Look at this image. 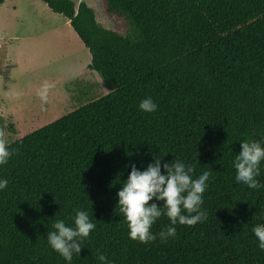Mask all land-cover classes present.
Masks as SVG:
<instances>
[{"label":"trees","instance_id":"trees-1","mask_svg":"<svg viewBox=\"0 0 264 264\" xmlns=\"http://www.w3.org/2000/svg\"><path fill=\"white\" fill-rule=\"evenodd\" d=\"M42 1L67 18L88 68L113 90L7 144L0 264H65L46 234L74 208L96 228L72 264H98L97 249L115 264H264L251 231L264 222V188L238 184L232 167L240 140L264 138V0H103L127 33L102 24L86 1ZM145 96L155 112L138 108ZM153 155L210 171L208 218L142 244L128 237L117 191L126 163L146 166ZM167 223L160 217L152 231Z\"/></svg>","mask_w":264,"mask_h":264},{"label":"rangeland","instance_id":"rangeland-1","mask_svg":"<svg viewBox=\"0 0 264 264\" xmlns=\"http://www.w3.org/2000/svg\"><path fill=\"white\" fill-rule=\"evenodd\" d=\"M80 1V0H77ZM89 3L98 20L120 33L103 0ZM91 55L67 18L42 0L0 4V139L6 144L113 90L88 68ZM44 93L43 97L38 93Z\"/></svg>","mask_w":264,"mask_h":264},{"label":"clouds","instance_id":"clouds-1","mask_svg":"<svg viewBox=\"0 0 264 264\" xmlns=\"http://www.w3.org/2000/svg\"><path fill=\"white\" fill-rule=\"evenodd\" d=\"M43 97L44 93H38ZM142 112L153 113L158 105L151 96L139 101ZM240 142V151L232 159L235 181L249 189L264 188L258 180L261 174V162L264 161V138L249 137ZM13 151L3 139H0V166L8 163ZM131 155V153H128ZM141 167L129 161L127 178L123 179L117 191V205L128 229V237L142 244L159 239L166 242L176 236V226L195 225L207 220V212L202 208L203 194L208 184L210 171L201 169L196 173L192 163L182 159L162 162V157H155ZM163 168V171H162ZM8 179L0 176V191L8 186ZM160 202V203H158ZM71 220L55 219L51 230L47 231L48 246L63 258L65 264H72L74 255H80L83 240L96 228L87 210L74 208ZM165 216L168 223L158 232L152 226ZM257 239V247L264 251V222H258L251 229ZM98 264H115L108 256L97 249Z\"/></svg>","mask_w":264,"mask_h":264},{"label":"crops","instance_id":"crops-1","mask_svg":"<svg viewBox=\"0 0 264 264\" xmlns=\"http://www.w3.org/2000/svg\"><path fill=\"white\" fill-rule=\"evenodd\" d=\"M68 21V20H67ZM72 28V27H71ZM90 63V62H89Z\"/></svg>","mask_w":264,"mask_h":264}]
</instances>
